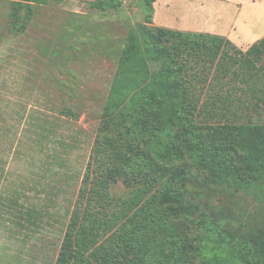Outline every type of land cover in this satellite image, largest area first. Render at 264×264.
Here are the masks:
<instances>
[{
  "label": "rangeland",
  "instance_id": "rangeland-1",
  "mask_svg": "<svg viewBox=\"0 0 264 264\" xmlns=\"http://www.w3.org/2000/svg\"><path fill=\"white\" fill-rule=\"evenodd\" d=\"M155 1L0 0V264H55L76 206H93L92 250L115 245L124 232L127 181L112 182L109 197L91 193L94 179L85 182L90 192L83 198L79 191L109 88L119 65H126L125 38L147 19L173 30L216 23L208 11L211 15L217 0H194L206 7L205 15L191 12L193 0H160L156 9ZM237 3L238 21L258 26L251 4ZM225 51L205 82L191 79L200 101L196 122L263 124L264 54L251 66L244 52L237 54L233 46ZM239 204L231 207L239 212L255 207ZM179 223L174 220L177 236L162 227L141 236L165 250L178 246L181 237L185 245L197 243L196 226L183 230ZM223 254L217 250L209 258L237 264L235 253ZM186 258L202 264L200 257Z\"/></svg>",
  "mask_w": 264,
  "mask_h": 264
},
{
  "label": "trees",
  "instance_id": "trees-1",
  "mask_svg": "<svg viewBox=\"0 0 264 264\" xmlns=\"http://www.w3.org/2000/svg\"><path fill=\"white\" fill-rule=\"evenodd\" d=\"M223 44L221 36L160 27L150 19L130 29L123 45L126 65H119L109 88L79 191L83 198L90 192L85 182L94 179L91 193L109 197L112 182L127 181L124 232L115 245L92 250L93 206H76L55 264H191L188 255L220 264L222 257L209 258L217 250L225 258L235 253L237 264H264V123L195 119L200 101L191 79L207 80L223 57ZM263 54L264 37L240 53L251 66ZM241 201L255 207H231ZM174 220L183 230L196 226L197 243L185 245L181 237L165 250L141 236L157 227L177 236Z\"/></svg>",
  "mask_w": 264,
  "mask_h": 264
},
{
  "label": "crops",
  "instance_id": "crops-1",
  "mask_svg": "<svg viewBox=\"0 0 264 264\" xmlns=\"http://www.w3.org/2000/svg\"><path fill=\"white\" fill-rule=\"evenodd\" d=\"M69 1V0H68ZM160 0L155 1L154 8L156 9ZM245 5L251 4V7L254 10V15L256 19L259 20L258 26H251L247 24L245 19L238 21V13H242V6L240 3H237L238 0H217L215 3V9L208 11L211 21L216 22L212 25H207L206 27H186V31L193 33H206L214 36H221L224 38L223 48L221 53H225L227 46H235L240 52H246L250 46L258 42L261 38L264 37V0H243ZM171 2V1H170ZM202 2V1H201ZM200 2V3H201ZM164 3V2H160ZM193 9L191 12L198 13V15L207 14L206 7L202 9L199 2L193 0ZM205 3V2H204ZM167 7V4L165 5ZM234 10L232 13L231 10ZM156 16V14H155ZM260 24L262 26H260Z\"/></svg>",
  "mask_w": 264,
  "mask_h": 264
}]
</instances>
